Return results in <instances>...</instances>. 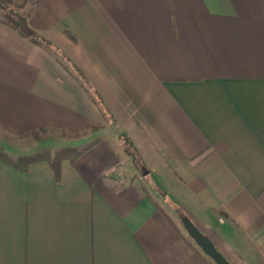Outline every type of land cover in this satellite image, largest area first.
<instances>
[{
    "label": "crops",
    "instance_id": "0c3cea01",
    "mask_svg": "<svg viewBox=\"0 0 264 264\" xmlns=\"http://www.w3.org/2000/svg\"><path fill=\"white\" fill-rule=\"evenodd\" d=\"M29 24L63 61L0 21V142L105 134L58 181L0 163V264H209L179 210L264 264V0H35Z\"/></svg>",
    "mask_w": 264,
    "mask_h": 264
},
{
    "label": "trees",
    "instance_id": "16d2710c",
    "mask_svg": "<svg viewBox=\"0 0 264 264\" xmlns=\"http://www.w3.org/2000/svg\"><path fill=\"white\" fill-rule=\"evenodd\" d=\"M34 3L35 0H0V21L14 28L19 34L29 39L33 44H36L38 46L40 45V47L51 52L52 54H56V56H59V58L62 60L61 55L58 53L56 46L48 38L43 36L41 33L35 31V29H33L29 24V17L31 16V13L33 11ZM76 71L77 78L86 83V81L84 80L85 76L79 72L78 68L76 69ZM89 91L92 97L97 101V103H99L103 111L108 112L107 106L105 105L103 99L100 98L97 93H95V91L92 92L91 89H89ZM100 127V125H94L88 129H84L77 132H67L64 130L61 131L62 133L76 137L81 133L86 134L94 131L98 133V131L96 130L100 129ZM50 128L54 127L42 126L40 128H34L24 133H21L20 136L31 135L37 137L41 133V131H47ZM101 139L102 137L100 136L94 137L92 140H90L83 146H77L74 144H66L60 147L56 146L53 148L49 146H43L33 152L22 154L10 153L7 148H5L6 146H4V144L0 142V163H6V165L26 172L34 163L47 162L51 167V172H53V175L58 181L61 174L60 170L62 167V162L64 160L74 162L77 157L81 156L84 152L90 149L93 145H95V143L99 142ZM179 214L185 215L181 210H179ZM192 241L194 243V240ZM197 248L201 252V256H203V258L207 260L209 264H216L208 255L202 253L200 247L197 246Z\"/></svg>",
    "mask_w": 264,
    "mask_h": 264
},
{
    "label": "rangeland",
    "instance_id": "374dc122",
    "mask_svg": "<svg viewBox=\"0 0 264 264\" xmlns=\"http://www.w3.org/2000/svg\"><path fill=\"white\" fill-rule=\"evenodd\" d=\"M110 131V130H109ZM106 131V134L110 135L111 137H114V135L111 133V131ZM105 134V132H98V133H86V134H80V135H77L76 137L75 136H72V135H68V134H65V133H62L61 130L59 129H55V128H50L48 129L47 131H41V133L35 137V136H18V137H14V141H18L17 144L18 147H24L25 149V153H30V152H33L35 150H37L38 148L40 147H60L62 145H66V144H74V145H77V146H83L84 144L88 143L90 140H92L95 136L99 135V134ZM114 133V132H113ZM115 134V133H114ZM117 138H119V134L117 135ZM38 139H41V140H38ZM122 142V141H121ZM120 142V143H121ZM124 142V141H123ZM6 145H7V150L11 153L13 152V150L9 149L11 148V143L10 142H6ZM123 146H121V149L123 147H125V143L123 144ZM128 151V150H127ZM15 152L18 153V150H15ZM131 160H126L125 163L123 164V168L122 169H128V168H131ZM135 170V168H134ZM140 173H144L143 169L142 168H139L137 170L134 171V174L136 176H138ZM156 195V193H155ZM164 205V203H163ZM165 206V205H164ZM166 207H169L168 205ZM169 211H172L171 209L168 208ZM173 216H176L174 212H172ZM178 220V224H180L181 226L182 225V222L181 220Z\"/></svg>",
    "mask_w": 264,
    "mask_h": 264
},
{
    "label": "water",
    "instance_id": "95a60500",
    "mask_svg": "<svg viewBox=\"0 0 264 264\" xmlns=\"http://www.w3.org/2000/svg\"><path fill=\"white\" fill-rule=\"evenodd\" d=\"M179 218L185 231H187L189 236L194 240V243H196L205 255H208L216 264H236L222 255L211 238L203 233L187 215H181Z\"/></svg>",
    "mask_w": 264,
    "mask_h": 264
}]
</instances>
